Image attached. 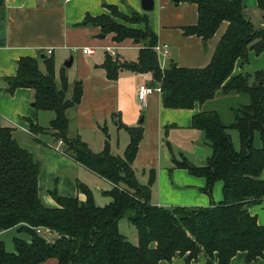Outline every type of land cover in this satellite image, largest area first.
<instances>
[{
	"label": "trees",
	"instance_id": "obj_1",
	"mask_svg": "<svg viewBox=\"0 0 264 264\" xmlns=\"http://www.w3.org/2000/svg\"><path fill=\"white\" fill-rule=\"evenodd\" d=\"M187 1L196 4L198 17L196 24L183 28L184 34H194L205 41L221 22H228L211 60L201 68L179 67L174 61L161 68L154 50L157 36L147 12L130 10L126 14L116 5L105 4L109 13L88 14L78 25L98 27L104 35L112 33L115 41L131 38L141 44L136 61L119 63L106 54L101 66L107 78L115 79L121 68L151 72L164 107L190 109L195 103L202 106L192 116V126L203 132L211 153L202 165L182 158L175 160L174 166L205 177L207 193L215 181H222V200L203 207L152 204L153 172L148 182L141 184L132 167L142 127H127L129 141L122 156L111 153L108 141L100 152H93L78 135L68 134L66 110L79 103L82 83L75 81L68 96V79L61 70L57 82L50 55L21 57L16 74L5 78L7 91L31 88L35 109L54 112L46 127L29 120L35 141L42 142L39 135L52 132L55 144L62 141L63 154L113 186L105 191L111 200L102 206L94 202L91 191L82 183L78 188L85 193V200L60 196L51 190L57 205H45L37 190L41 162L17 143L12 128L3 126L0 120V231L16 227L29 236L28 240L14 237L12 252L0 241V264H39L48 258L57 259L56 264H160L176 254L189 264L200 252L206 258L205 264H214L215 259L218 264H229L238 251L246 253L245 264L263 257L264 226L249 209L264 201V179L260 178L264 167V70L241 72L226 80L236 60L245 65L250 51L259 53L264 49V26L257 27L245 17L242 0ZM257 3L264 12V0ZM232 94L247 99L230 108L229 124L217 110L203 108L217 96ZM229 127L238 132V150ZM255 132L259 146L254 145ZM122 217L135 226L136 243L119 231ZM45 229L56 236L46 240L42 235Z\"/></svg>",
	"mask_w": 264,
	"mask_h": 264
},
{
	"label": "crops",
	"instance_id": "obj_2",
	"mask_svg": "<svg viewBox=\"0 0 264 264\" xmlns=\"http://www.w3.org/2000/svg\"><path fill=\"white\" fill-rule=\"evenodd\" d=\"M105 4L116 5L119 11L126 14L130 10L144 11L140 0H2L0 3V120L3 126L12 128V136L17 143L32 151L41 162L37 178L41 201L48 206L57 205L51 190L60 196L85 200V193L78 188V183H82L89 188L97 205L100 201L107 204L111 199L105 191L113 186L104 177L52 147L55 143L49 132L39 135L42 142L35 141L29 131V120L46 127L54 112L35 109L31 88L19 87L13 93L7 91L5 78L16 74L18 60L26 56L38 58L40 53H46L50 48L52 51L48 55L53 58L57 82L61 70L68 79L67 95L70 96L75 81L82 83L79 103L66 110L70 136L78 135L93 152H100L108 141L111 153L122 156L129 141L127 127L141 126L143 134L132 167L141 184H146L153 172L154 180L150 185L152 204L203 207L220 202L222 181H215L210 193H207L204 190L205 177L174 166V161L182 158L202 165L211 153L203 132L192 126V116L202 106L195 103L190 109L166 108L160 91L156 89L139 97L140 84L150 85L153 82L155 85L152 87L159 88L151 72L121 68L115 79L107 78L105 68L101 66L105 55L109 54L106 47L112 48L115 53L112 58L122 63L136 61L141 44L131 38L115 41L112 33L100 38L97 36L100 33L98 27L78 25L88 14L109 13ZM242 5L246 18L257 27L264 26V12L257 0H242ZM144 12L148 13L157 43L166 45L169 51L167 57L157 56L161 68L167 67L170 61L179 67L206 66L228 24L227 21L221 22L214 35L203 41L197 35L183 32L184 27L197 22V6L193 2L154 0L153 10ZM84 47H90L92 52L83 53ZM126 52L130 53V58L126 57ZM69 56L73 60L71 66L66 67L64 62ZM261 57H264V49L259 54L250 51L245 65L236 60L226 82L241 72L264 68V63L259 61ZM39 66L44 69L41 60ZM220 97L236 98V95L217 96L206 102L203 108L218 111L212 103ZM195 146L204 149L202 156L193 154ZM260 178L264 179V167ZM249 210L264 226V201ZM43 231L49 232L52 238L56 236L50 230ZM245 255L244 251H238L229 264H245ZM56 262L57 259L48 258L39 264ZM205 263L206 258L200 252L189 264ZM160 264L186 263L183 257L176 254L169 261H160ZM214 264H218L217 259ZM249 264H264V255Z\"/></svg>",
	"mask_w": 264,
	"mask_h": 264
},
{
	"label": "rangeland",
	"instance_id": "obj_3",
	"mask_svg": "<svg viewBox=\"0 0 264 264\" xmlns=\"http://www.w3.org/2000/svg\"><path fill=\"white\" fill-rule=\"evenodd\" d=\"M259 53H256V54H259ZM129 54H130L129 52H126V57L127 58H130ZM69 58H70V56L68 57L67 60H69ZM259 61L261 63H264V57H261L259 59ZM254 70H256V69H254ZM259 70H264V68H259ZM245 97L246 96H244V95H243V98L241 96H239V97L237 96L236 98H233V97L221 98L220 97V98L216 99V102L212 103V106H214L213 108L218 109V111L221 114V117H222L223 121L226 124H229L232 121V112H231L230 108L238 106L242 102H245V100L247 99V97L246 98ZM240 98H241V100H240ZM227 130H228V132H229V134L231 136V140L233 142V145H234L235 149L238 150L240 148V141H239V135H238L237 130L235 128H231V127H229ZM49 134H52V132H49ZM254 145L255 146H259L260 145V140H259V136H258L257 132H255V134H254ZM102 202L100 201L99 205L106 204L105 201H102ZM118 228H119V231L128 240H130V242H132V243H136L137 242L136 228H135L134 225H132L129 222V220L126 217H122L121 219H119ZM42 235L44 236V238L46 240H49V241L54 238V237L52 238L51 236H49V232L46 233L45 231H43ZM14 237H18V238H21V239H24V240H28V238H29L28 233L26 231L19 230L16 227H12V228L0 231V241H2L5 249L8 252H12V251L15 250L14 242H13Z\"/></svg>",
	"mask_w": 264,
	"mask_h": 264
},
{
	"label": "built area",
	"instance_id": "obj_4",
	"mask_svg": "<svg viewBox=\"0 0 264 264\" xmlns=\"http://www.w3.org/2000/svg\"><path fill=\"white\" fill-rule=\"evenodd\" d=\"M106 50L109 52L110 55H114L115 54L114 51L112 50V48H110V47H106ZM154 50L157 53V56H161L162 55L164 57H167L168 53H169L168 48H167L166 45H160L158 43L155 44ZM51 51L52 50L49 48V49L46 50V53L50 54ZM82 52L83 53H90V52H92V49H90V47H84V48H82ZM155 89L160 91V88H155V87H152V86H150L148 84H145V83L140 84L139 85L138 96L142 98L143 96H145V95H147L149 93H152ZM61 146H62V141L61 140H59L56 144L52 145V147H54L55 149H58V150L62 149ZM36 231L37 232H41V229L37 228Z\"/></svg>",
	"mask_w": 264,
	"mask_h": 264
},
{
	"label": "water",
	"instance_id": "obj_5",
	"mask_svg": "<svg viewBox=\"0 0 264 264\" xmlns=\"http://www.w3.org/2000/svg\"><path fill=\"white\" fill-rule=\"evenodd\" d=\"M140 3H141V8L144 10V11H151L153 10L154 8V0H140ZM98 37L102 38L104 36V34L102 33H99L97 35ZM45 56V52H42L40 53L39 57L40 58H43ZM72 60H73V57L70 56L69 60H66L64 62V65L66 67H70L71 66V63H72ZM151 86H154L155 83H150ZM203 152H204V149L202 147H199V146H195L194 147V155L196 156H202L203 155Z\"/></svg>",
	"mask_w": 264,
	"mask_h": 264
}]
</instances>
